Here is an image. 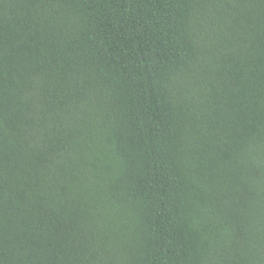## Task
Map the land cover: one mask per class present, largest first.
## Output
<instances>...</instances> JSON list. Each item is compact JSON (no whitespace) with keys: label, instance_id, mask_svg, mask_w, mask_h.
<instances>
[{"label":"trees","instance_id":"16d2710c","mask_svg":"<svg viewBox=\"0 0 264 264\" xmlns=\"http://www.w3.org/2000/svg\"><path fill=\"white\" fill-rule=\"evenodd\" d=\"M0 264H264V0H0Z\"/></svg>","mask_w":264,"mask_h":264}]
</instances>
